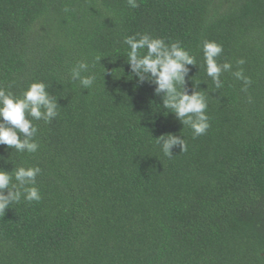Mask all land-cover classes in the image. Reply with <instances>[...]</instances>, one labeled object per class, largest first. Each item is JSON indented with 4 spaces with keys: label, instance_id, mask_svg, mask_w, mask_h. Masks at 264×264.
Returning a JSON list of instances; mask_svg holds the SVG:
<instances>
[{
    "label": "trees",
    "instance_id": "16d2710c",
    "mask_svg": "<svg viewBox=\"0 0 264 264\" xmlns=\"http://www.w3.org/2000/svg\"><path fill=\"white\" fill-rule=\"evenodd\" d=\"M137 2L0 0V87L19 97L43 82L60 106L33 121L36 153L0 145V169H41V200L0 215V264H264V0ZM137 33L195 57L187 88L207 98L204 135L129 76L123 40ZM204 41L233 66L221 88ZM82 60L89 89L70 76ZM168 134L187 151L165 156L156 139Z\"/></svg>",
    "mask_w": 264,
    "mask_h": 264
},
{
    "label": "clouds",
    "instance_id": "9594fccd",
    "mask_svg": "<svg viewBox=\"0 0 264 264\" xmlns=\"http://www.w3.org/2000/svg\"><path fill=\"white\" fill-rule=\"evenodd\" d=\"M127 4L132 9L139 7L137 0H127ZM123 43L129 49L126 61L131 73L129 76L135 78L138 85L148 83L154 86L153 94L161 98L163 107L174 114L183 127L191 129L193 138L204 135L210 127L206 114L207 98L204 91H197L193 86L189 94L187 88V83L192 80L188 66L196 65L195 57L179 41L166 44L163 39L147 33L126 36ZM145 49L146 52L142 54ZM202 51L206 75L211 78L216 88H221V75L231 72L232 64L217 62L223 48L214 41H204ZM101 60L99 56L96 57V62L100 63ZM244 63L243 59L237 61V65ZM232 75L243 81L245 90L252 83L243 74L242 68L232 72ZM70 76L83 89L91 88L96 80L89 63L83 60L71 69ZM47 88L43 82H33L18 97L0 87V145L20 154L38 151L39 145L34 140L38 128L33 121L51 123L59 115L58 100ZM156 141L162 153L169 158L173 156L172 149L175 147H179L181 153L187 151V143L181 136L162 135ZM40 172L38 166L14 167L11 172L0 169V215H4L7 209L21 200L28 203H38L41 200L40 191L35 186Z\"/></svg>",
    "mask_w": 264,
    "mask_h": 264
}]
</instances>
